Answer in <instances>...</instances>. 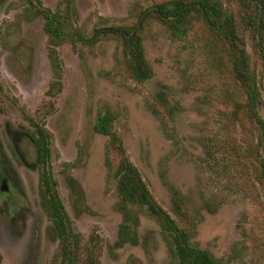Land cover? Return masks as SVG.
<instances>
[{"label": "rangeland", "instance_id": "rangeland-1", "mask_svg": "<svg viewBox=\"0 0 264 264\" xmlns=\"http://www.w3.org/2000/svg\"><path fill=\"white\" fill-rule=\"evenodd\" d=\"M59 1L41 4L55 10ZM166 1L71 0L69 32L87 38L97 27L133 24L140 9ZM219 1L237 15L236 0ZM32 3L0 0L1 264H58V240L37 195L28 117L51 133L59 196L83 247L94 244L99 264H173L159 223L137 207L138 243L114 245L122 221L112 174L119 154L94 130L105 112L155 200L182 226L168 188L179 192L196 220L193 242L223 264H264V176L252 151L257 133L244 113V92L205 25L197 20L177 34L146 21L143 49L153 73L142 82L128 75L117 38L67 40L57 48L62 89L52 96L46 93L52 80L48 36ZM245 39L264 120V60L251 36Z\"/></svg>", "mask_w": 264, "mask_h": 264}, {"label": "trees", "instance_id": "trees-1", "mask_svg": "<svg viewBox=\"0 0 264 264\" xmlns=\"http://www.w3.org/2000/svg\"><path fill=\"white\" fill-rule=\"evenodd\" d=\"M32 1V0H30ZM237 15L227 11L219 0H169L156 3L139 10L133 24L97 27L85 38L72 28L70 8L71 0H60L57 8L43 7L41 0H35L37 10L44 19V32L48 36L47 58L52 72V80L46 91L55 96L62 89L63 64L57 48L65 41L94 42L100 35L117 38L126 58L128 75L139 81L151 78L152 68L143 49L142 32L146 21L154 19L172 33L185 34L194 21H201L222 48L230 73L245 95L243 109L245 116L254 126L257 141L252 150L257 154L259 172L264 176V120L259 114L263 103L260 84L256 74L251 70L249 55L246 50V34L252 39L254 51L264 60V0H236ZM238 16V17H237ZM32 126L27 136L36 152L38 173L37 195L39 203L51 222L58 240V264H99L94 244L84 248L80 233L69 216L57 189L50 164L51 133L42 122L28 117ZM113 116L107 112L99 114L94 130L109 137V144L119 154V160L112 170L116 180V193L119 202L116 206L122 215L118 226L116 247L138 243L137 228L139 216L135 207L146 211L154 217L161 227V233L168 245L173 264H223L220 258L209 250L203 249L192 241L196 231V220L185 211L179 192L169 186L174 213L183 222L179 225L153 197L143 180L138 168L127 158L119 137L112 129ZM210 212L211 204H206ZM0 253V264L2 262Z\"/></svg>", "mask_w": 264, "mask_h": 264}, {"label": "water", "instance_id": "water-1", "mask_svg": "<svg viewBox=\"0 0 264 264\" xmlns=\"http://www.w3.org/2000/svg\"><path fill=\"white\" fill-rule=\"evenodd\" d=\"M0 189H3V187L1 186Z\"/></svg>", "mask_w": 264, "mask_h": 264}]
</instances>
